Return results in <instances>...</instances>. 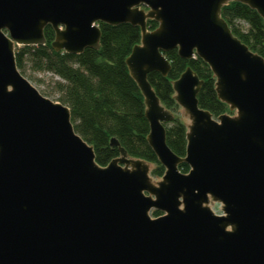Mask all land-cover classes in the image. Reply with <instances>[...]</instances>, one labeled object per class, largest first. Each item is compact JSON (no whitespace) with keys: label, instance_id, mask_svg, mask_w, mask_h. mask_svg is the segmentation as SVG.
Masks as SVG:
<instances>
[{"label":"water","instance_id":"water-1","mask_svg":"<svg viewBox=\"0 0 264 264\" xmlns=\"http://www.w3.org/2000/svg\"><path fill=\"white\" fill-rule=\"evenodd\" d=\"M233 2L264 20V0H0V264H264V57L223 18ZM100 23L141 29L126 64L145 99L160 180L116 138L120 156L98 164L69 107L17 66L16 48L45 46L48 26L56 51L99 50ZM172 50L210 66L234 113L203 109L204 82L188 67L173 82L189 121L185 157L167 143L175 114L149 81L170 75Z\"/></svg>","mask_w":264,"mask_h":264},{"label":"trees","instance_id":"trees-1","mask_svg":"<svg viewBox=\"0 0 264 264\" xmlns=\"http://www.w3.org/2000/svg\"><path fill=\"white\" fill-rule=\"evenodd\" d=\"M222 16L242 42L264 57V20L257 11L233 2L223 8ZM99 27L102 30L100 49L88 48L84 53L74 55L52 47L56 34L48 26L45 46L16 48L17 66L30 81L45 85L43 95L56 97L69 107L76 132L94 147L98 164L107 166L120 156L119 148L111 146V140L116 138L131 157L155 164L157 168L153 175L163 177L165 168L147 140L150 123L146 117L145 99L126 64L133 48L141 42V29L131 24L110 26L100 23ZM157 27V22L148 21L150 31ZM165 56L172 65L170 75L164 77L153 72L149 81L164 106L175 114V120L166 125L167 143L176 155L185 157L188 129L174 99L173 82L188 67L204 82L199 94L200 106L215 118L231 112L229 106L219 99L216 78L203 59L185 60L179 56L178 50L167 52ZM42 73L60 79L46 83L37 77ZM189 170L186 164L180 166L182 173ZM161 215L159 211L153 212V217Z\"/></svg>","mask_w":264,"mask_h":264},{"label":"rangeland","instance_id":"rangeland-1","mask_svg":"<svg viewBox=\"0 0 264 264\" xmlns=\"http://www.w3.org/2000/svg\"><path fill=\"white\" fill-rule=\"evenodd\" d=\"M37 77L38 78H41V79H43L46 83H49L52 79H54V80H59L60 78L59 77H57V76H54L53 74H50V73H42V74H38L37 75ZM41 93H42V91H44L45 90V85L43 84V83H37V82H34V81H30ZM50 99H52V100H54V101H57V98L56 97H49ZM179 112H180V114H181V117H182V119L185 121V123L186 124H188L189 123V121L188 120H186L183 116H182V109L180 108V110H179ZM234 113H231V115H233ZM151 168H152V173H151V176H152V178L153 179H155V180H160L162 177H160V178H158V177H156V176H154L153 175V172L155 171V169L157 168V166L155 165V164H153L152 163V165H151ZM215 210H216V212L219 214L220 213V211H219V207L218 206H216L215 207ZM152 216H153V213H152Z\"/></svg>","mask_w":264,"mask_h":264}]
</instances>
